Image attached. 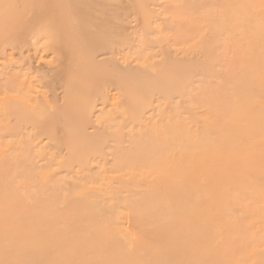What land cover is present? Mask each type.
Returning <instances> with one entry per match:
<instances>
[{"label":"bare ground","instance_id":"obj_1","mask_svg":"<svg viewBox=\"0 0 264 264\" xmlns=\"http://www.w3.org/2000/svg\"><path fill=\"white\" fill-rule=\"evenodd\" d=\"M0 264H264V0H0Z\"/></svg>","mask_w":264,"mask_h":264}]
</instances>
